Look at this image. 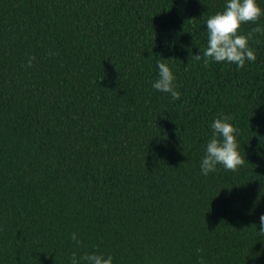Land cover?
I'll return each instance as SVG.
<instances>
[{"label":"trees","instance_id":"1","mask_svg":"<svg viewBox=\"0 0 264 264\" xmlns=\"http://www.w3.org/2000/svg\"><path fill=\"white\" fill-rule=\"evenodd\" d=\"M223 2L0 0V264H264V31L241 68L193 56ZM221 114L244 159L201 175Z\"/></svg>","mask_w":264,"mask_h":264},{"label":"clouds","instance_id":"2","mask_svg":"<svg viewBox=\"0 0 264 264\" xmlns=\"http://www.w3.org/2000/svg\"><path fill=\"white\" fill-rule=\"evenodd\" d=\"M264 9H261L258 0H224L221 10L207 16L204 20L206 46L203 52L193 55L203 62L233 64L241 68L245 62L255 60V52L249 44L252 32H262L264 28L257 25L248 33L240 32L243 24L255 22ZM30 58L28 63L31 64ZM168 60L159 58L154 61L156 77L150 87L157 92L168 94L171 100H177L181 93L176 86V77L171 70ZM209 128L210 136L203 145V155L199 161L201 175L207 176L217 170V166L225 170L235 171L243 162L239 151L238 128L231 122V117L223 114L212 119ZM260 235H264V213L259 216ZM70 239L76 245L80 240L75 232L70 233ZM199 251V250H197ZM201 258L198 257V260ZM70 264H113V257L103 252H86L77 257L76 252L71 254Z\"/></svg>","mask_w":264,"mask_h":264}]
</instances>
